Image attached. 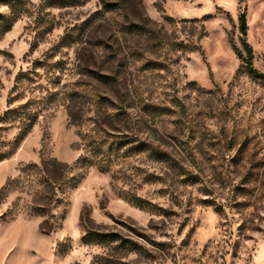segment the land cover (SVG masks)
<instances>
[{"label": "rangeland", "instance_id": "1", "mask_svg": "<svg viewBox=\"0 0 264 264\" xmlns=\"http://www.w3.org/2000/svg\"><path fill=\"white\" fill-rule=\"evenodd\" d=\"M0 16V264H253L264 81L238 53L264 73V0H0ZM49 159L75 181L46 186Z\"/></svg>", "mask_w": 264, "mask_h": 264}, {"label": "trees", "instance_id": "2", "mask_svg": "<svg viewBox=\"0 0 264 264\" xmlns=\"http://www.w3.org/2000/svg\"><path fill=\"white\" fill-rule=\"evenodd\" d=\"M11 23H9V20L0 16V35L4 34L10 29ZM246 22L244 16L240 17V32L242 34H245L246 32ZM244 49L246 50V56L244 57L241 53H238L239 56L242 57L244 62L246 63V66L254 77L259 78L264 81V73L259 72L256 68L252 65V51L251 47L244 43ZM25 108V106H24ZM30 115L28 113H25V111H22L21 113L18 112L16 109H8L5 114L4 118L2 120L4 121H15L18 120L19 125L24 126V128H28L32 123V118L30 120ZM1 145L4 146L3 143ZM7 151H0V161L5 159L7 157ZM80 162V165H77ZM89 164H93L92 161H89L88 157L84 158L83 160H77L76 164H74V168L80 166V168L83 170V168L86 170L89 167ZM95 165V164H94ZM41 179L48 187H55L58 185L59 190H63L67 187L69 183H72L75 181V177L70 178L68 175L70 174L71 168L66 167L62 163L54 160H43L41 162ZM98 169L103 172L105 169L103 167H98ZM82 174L80 171L79 175ZM37 209H34V213ZM36 215H40L35 213Z\"/></svg>", "mask_w": 264, "mask_h": 264}, {"label": "crops", "instance_id": "3", "mask_svg": "<svg viewBox=\"0 0 264 264\" xmlns=\"http://www.w3.org/2000/svg\"><path fill=\"white\" fill-rule=\"evenodd\" d=\"M253 264H264V241L257 246L254 252Z\"/></svg>", "mask_w": 264, "mask_h": 264}]
</instances>
